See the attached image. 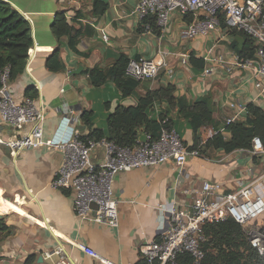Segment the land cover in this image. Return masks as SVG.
Segmentation results:
<instances>
[{"label":"crops","instance_id":"0c3cea01","mask_svg":"<svg viewBox=\"0 0 264 264\" xmlns=\"http://www.w3.org/2000/svg\"><path fill=\"white\" fill-rule=\"evenodd\" d=\"M6 1L32 24L34 37V58L9 90L21 102L28 98V87L37 89L34 100L46 114L44 141H67L77 132L88 135L92 128L107 132V118L115 108L135 106L146 89L168 83L176 86L178 98L189 102L210 98L215 125L221 130L232 115L236 121L245 120L249 103L264 108V76L258 65L244 68L234 64L236 50L243 45L240 34L228 26H219L208 35L190 37L185 33L189 23L204 17V11L186 15L173 11L159 31L139 32L140 20L132 13L139 0H100L107 9L99 15L93 14V0ZM62 12L81 31L76 49L69 46L68 37L58 38L52 32L56 15ZM157 51L167 53V66L156 78L141 82L128 97L112 81L93 86L86 73L95 67L112 68L122 55L147 60ZM48 63H59L60 69L51 70ZM258 82L262 87L256 86ZM233 103L242 107L235 109ZM85 110L91 111V128L80 120ZM164 110L169 111L172 127L189 148L194 134L188 121L177 107L170 108L165 102L153 108V117ZM212 127L202 130L204 139ZM11 133L12 128L0 118V139ZM94 160H102L100 151ZM62 161L63 153L56 147H30L13 157L0 143V217L14 227L13 235L0 237V264H22L31 254L37 261L42 257L37 264H52L58 256L48 259L44 254L56 249H62L73 264H135L141 259L140 249L160 237L167 215L159 206L167 210L178 203L182 210L192 212L205 198V182L218 185L210 196L215 198L259 180L264 169L261 155L254 151L209 149L205 155L189 157L184 167L169 161L121 172L113 182L120 217L119 227L114 228L79 218L74 192L52 187ZM262 188V183L255 184L257 194L264 197Z\"/></svg>","mask_w":264,"mask_h":264},{"label":"built area","instance_id":"2783aa9c","mask_svg":"<svg viewBox=\"0 0 264 264\" xmlns=\"http://www.w3.org/2000/svg\"><path fill=\"white\" fill-rule=\"evenodd\" d=\"M177 11L183 15L204 11L203 18H197L188 24L186 34L208 35L219 26V14L225 15L228 27L244 31L257 43V50L251 59L236 57L234 64L248 68L258 65L259 74L264 76V0H139L132 13L140 21L154 16L157 25H166L170 13ZM167 53H157L147 60L130 58L125 73L138 82L154 79L167 66ZM34 58L31 49L27 58V67ZM223 59H221V62ZM210 70H206L208 73ZM3 86L0 88V118L12 128L6 139H0L13 157L30 147L47 145L60 149L63 161L57 176L51 185L55 189H71L74 192V209L76 215L83 220H92L101 225L117 228L120 225L118 200L114 196L113 182L121 172L137 168L162 165L174 162L184 167L189 157L200 155L198 149L189 150L183 138L174 128L163 125L157 139L146 135L145 140H138L133 147L121 146L107 137L101 139H83L77 132L70 140L54 143L44 141V122L46 114L34 99L26 98L18 102L11 95L7 83V73L2 76ZM258 88L261 82L256 83ZM242 105L233 103L232 107ZM74 114L73 110L69 111ZM78 122L77 117H72ZM237 120L236 115L226 119V124ZM166 123V120L163 124ZM224 129L221 131L223 132ZM208 137L218 131L209 129ZM206 138L203 140L205 141ZM101 152L102 160H94L97 152ZM254 153L260 154L264 165V148L258 139L254 140ZM264 186V169L259 180L241 184L234 192L211 198L218 185L209 182L203 184L205 198L193 206L192 212L182 210L178 203L170 209L159 206V210L167 217L161 229L160 238L152 240L140 249L141 258L148 263L158 260L159 264H175L181 253L190 254L196 263L205 256L203 243L205 237L202 226L232 217L245 230L250 244L264 256V226L255 222L264 214V197L257 194L255 184ZM58 259L52 264H73L62 249L45 252L44 256Z\"/></svg>","mask_w":264,"mask_h":264},{"label":"trees","instance_id":"16d2710c","mask_svg":"<svg viewBox=\"0 0 264 264\" xmlns=\"http://www.w3.org/2000/svg\"><path fill=\"white\" fill-rule=\"evenodd\" d=\"M107 4L100 0H93V14H103ZM219 24L226 28L225 15L219 14ZM233 33L242 37L243 45L236 50L241 59H251L257 50V43L254 38L237 29L230 28ZM157 32L160 27L157 25L154 16H148L140 21L138 31ZM52 32L58 38L68 37V44L76 49V44L81 36V31L75 29L67 22L64 14L58 13L52 25ZM34 46L32 24L14 8L8 1L0 0V88L3 86L2 76L7 73V83L10 85L18 80L25 73L29 51ZM57 53H54V56ZM197 60V59H196ZM129 59L122 55L116 64L109 69L98 67L86 71L90 83L99 87L108 81H112L118 87L123 97L135 93L141 82L129 78L126 73V66ZM192 63L195 59H191ZM203 68V65H199ZM51 70L60 69V64L50 65ZM25 97L36 99L38 91L35 87H28ZM165 102L168 107H177L179 114L188 121L194 134V143L189 150L198 149L200 154L205 155L209 149L222 150L231 153L236 150L254 151V140L259 139L264 148V108L255 104L247 105V118L225 124L224 132L216 127L214 108L210 98L202 97L195 102H189L176 96V86L172 83L159 85L156 88L146 89L138 97L135 106H118L107 118V132L99 128H92L88 135H82L83 139H101L107 137L121 146L133 147L140 140L142 133L152 139L159 137L163 125L172 127V120L169 118V111L164 110L155 118L152 115L153 108L157 104ZM82 123L91 128V111H83L80 116ZM166 120V123L163 122ZM214 126L218 131L205 141L202 130ZM205 237L203 249L204 258L196 263L188 253H181L177 256L175 264H264V256L256 247H253L246 235L244 228L232 217L225 220L206 223L202 226ZM14 234V227L9 226L4 217H0V237ZM160 237H157L158 240ZM0 256V260H1ZM37 256L29 255L22 264H37ZM135 264H159L156 260L148 263L145 259H139Z\"/></svg>","mask_w":264,"mask_h":264},{"label":"rangeland","instance_id":"374dc122","mask_svg":"<svg viewBox=\"0 0 264 264\" xmlns=\"http://www.w3.org/2000/svg\"><path fill=\"white\" fill-rule=\"evenodd\" d=\"M263 193L262 194H264V186H263ZM264 196V195H263ZM257 225H262V224H264V214L261 216V217H259V219L255 222Z\"/></svg>","mask_w":264,"mask_h":264},{"label":"water","instance_id":"95a60500","mask_svg":"<svg viewBox=\"0 0 264 264\" xmlns=\"http://www.w3.org/2000/svg\"><path fill=\"white\" fill-rule=\"evenodd\" d=\"M146 139V135H143V136H141V140H145ZM259 140V139H258ZM260 141V140H259ZM43 261V259H42V257L40 256L39 258H38V263H41Z\"/></svg>","mask_w":264,"mask_h":264}]
</instances>
